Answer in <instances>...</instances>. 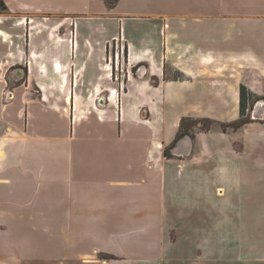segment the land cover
I'll return each mask as SVG.
<instances>
[{
  "label": "crops",
  "instance_id": "0c3cea01",
  "mask_svg": "<svg viewBox=\"0 0 264 264\" xmlns=\"http://www.w3.org/2000/svg\"><path fill=\"white\" fill-rule=\"evenodd\" d=\"M2 1L0 264H264V0Z\"/></svg>",
  "mask_w": 264,
  "mask_h": 264
},
{
  "label": "rangeland",
  "instance_id": "374dc122",
  "mask_svg": "<svg viewBox=\"0 0 264 264\" xmlns=\"http://www.w3.org/2000/svg\"><path fill=\"white\" fill-rule=\"evenodd\" d=\"M0 14H2V15L5 14V11L1 10ZM233 38H234V39H232L233 40V43H232L233 47H231V49H233L234 51L240 50L241 49V45L244 42H241V41L237 40L235 34H234ZM260 49L262 51H264V45H262ZM17 67H19V66H17ZM13 69H15V67ZM10 73L12 74L10 76V83H11L12 82L11 78L13 76L14 71H12V72L10 71ZM15 76H16V74H15ZM258 99H260V98L259 97L253 98L251 94L250 95L245 94V104L246 105H244L245 107H244V117H243V121L245 122V124L248 123L249 121H252L251 119H254L252 117L253 114L256 115L255 118H256L257 122H263V121H260V120L264 118V98H261V99H263L262 104L256 106V104H257L256 102H258L257 101ZM215 109H217V107ZM201 121H203V122L199 121L198 124H200V125H198V127L200 129H203V130H205V129L206 130L213 129V130H217V131H232L233 130L232 128L226 126L229 123H227V124L213 123L211 120H201ZM195 124H196L195 122L184 123V124H182L181 130L182 131H186V130H188L189 126L195 125ZM261 127L264 128V125H262ZM243 147H244V151H243L244 153H241L242 155H244L246 157H249V156L251 157L253 155V160L254 161L260 162L261 164L264 165V149L263 148L259 152H257L256 155H255V154H252V152H250V149L252 150L251 143L248 144L246 142V143H244ZM248 148H250V149H248ZM199 247H201V245H199ZM201 249L203 250L202 247H201ZM201 249L198 248V251L195 252V247L192 246V250H194V251L189 253L188 256H191V257H193V256H195V257L201 256L203 258V251ZM247 264H251V263H247Z\"/></svg>",
  "mask_w": 264,
  "mask_h": 264
},
{
  "label": "trees",
  "instance_id": "16d2710c",
  "mask_svg": "<svg viewBox=\"0 0 264 264\" xmlns=\"http://www.w3.org/2000/svg\"><path fill=\"white\" fill-rule=\"evenodd\" d=\"M104 1L106 5L108 6V8H112L118 2V0H104ZM1 10L3 11L6 10V6L2 0H0V11ZM246 91H247L246 88L244 86H241L240 88V98H241L240 99V118L226 125L227 127H230L234 130L242 127L245 124V122L243 121V117H244V107H245L244 105H246L245 104V94H247ZM200 122H203V121H200ZM186 134H188L187 130L186 131L180 130V132L178 133L173 143L164 151L165 156H169V153H168L169 149H171L175 145V143L177 142V140H179V138H181L182 136Z\"/></svg>",
  "mask_w": 264,
  "mask_h": 264
},
{
  "label": "built area",
  "instance_id": "2783aa9c",
  "mask_svg": "<svg viewBox=\"0 0 264 264\" xmlns=\"http://www.w3.org/2000/svg\"><path fill=\"white\" fill-rule=\"evenodd\" d=\"M116 58H118V55H116ZM112 94V93H111Z\"/></svg>",
  "mask_w": 264,
  "mask_h": 264
},
{
  "label": "bare ground",
  "instance_id": "6f19581e",
  "mask_svg": "<svg viewBox=\"0 0 264 264\" xmlns=\"http://www.w3.org/2000/svg\"><path fill=\"white\" fill-rule=\"evenodd\" d=\"M262 104V103H261Z\"/></svg>",
  "mask_w": 264,
  "mask_h": 264
}]
</instances>
